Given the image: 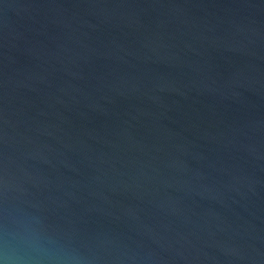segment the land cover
Returning <instances> with one entry per match:
<instances>
[{
	"label": "water",
	"instance_id": "1",
	"mask_svg": "<svg viewBox=\"0 0 264 264\" xmlns=\"http://www.w3.org/2000/svg\"><path fill=\"white\" fill-rule=\"evenodd\" d=\"M0 264H264V0H0Z\"/></svg>",
	"mask_w": 264,
	"mask_h": 264
}]
</instances>
